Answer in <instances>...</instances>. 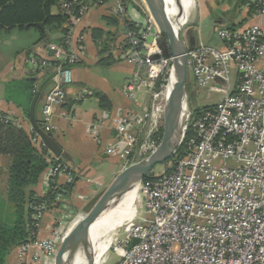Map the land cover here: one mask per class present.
Returning a JSON list of instances; mask_svg holds the SVG:
<instances>
[{"label": "built area", "instance_id": "obj_1", "mask_svg": "<svg viewBox=\"0 0 264 264\" xmlns=\"http://www.w3.org/2000/svg\"><path fill=\"white\" fill-rule=\"evenodd\" d=\"M115 2V12L124 13L122 2ZM101 5L104 0L62 1L68 18L65 48L51 45L53 56H29L34 70L53 72V86L42 106V128L47 133H52L56 108L66 98L72 68L85 51L76 37L77 26L90 9ZM246 5L255 8L254 23L236 29L219 27L221 47L200 44L188 51L195 87H211L223 94L222 99L197 116L188 102L182 138L183 143L190 132L188 153L166 161L162 172H153L139 184L137 215L115 231V243L107 248V254L113 248L118 257L114 264H264V0ZM155 30V35L144 26L140 31L142 52H121L124 60L135 65L123 94L139 109L118 114L117 137L107 148L110 156L130 159L145 130L155 131L163 119L174 58H153L162 53L156 26ZM131 42L139 43L135 38ZM86 95L87 91L81 92L79 98ZM144 96L146 103L141 101ZM97 128L93 132L98 136ZM39 138L37 134L35 140ZM48 162L45 194L56 189L63 173L67 182L73 181L67 165L51 151ZM66 201L67 196L57 194L55 203L60 204L45 236L40 232L50 203L30 205L31 238L18 246L16 264H56L64 240L84 217ZM107 254L101 264L107 262Z\"/></svg>", "mask_w": 264, "mask_h": 264}, {"label": "crops", "instance_id": "obj_2", "mask_svg": "<svg viewBox=\"0 0 264 264\" xmlns=\"http://www.w3.org/2000/svg\"><path fill=\"white\" fill-rule=\"evenodd\" d=\"M201 1L202 7L195 0V15L192 14L194 21L188 23L187 27L190 35L196 38L195 46L206 44L221 47L222 41L216 34L219 27L231 25L245 27L255 22L252 12L246 7V2L252 0H223L221 6L214 5L219 0ZM131 2L133 3L128 5L127 10L128 18L138 25L149 28L152 35H155V26L150 22L149 14L144 6L138 0H131ZM114 7V0H109L102 6L90 9L77 26L76 37L84 44L85 51L81 62L72 68V82L65 87L66 98L56 108L53 120L52 135L69 155L70 159H65L66 165L76 174L74 187L66 201L74 213H85V206L93 197L92 192L95 188L93 185L99 184L96 180L98 170L94 167V163L103 164L117 158L110 156L107 148L117 137L115 120L118 114L128 108L139 109L123 94L126 81L135 72V65L121 59L119 48L124 39L125 30L122 21L116 25L111 19L115 15ZM200 7L204 17L212 16L214 19L211 32H205L198 23H195L200 14ZM51 12L58 14L60 7L53 6ZM97 29H101L104 34ZM106 32H110L111 36H106ZM62 37L63 33L60 31L39 41L40 33L35 28L14 29L0 34V46L3 48H9L11 43L19 41V46L13 49L6 59H0V112L9 114L15 124L29 133L34 131L30 117L34 96L32 97L26 89L24 82L34 81L40 85L44 82L47 72L34 70L29 63V56L31 54L49 56L48 46H56L57 40ZM110 56L113 58L112 63L104 65L101 60ZM52 86L53 82H50L48 88ZM84 91H87L88 95L79 98L80 93ZM97 92L106 96L108 108L103 107ZM141 101L146 103L148 97H142ZM42 103V98L36 103L37 122L43 117ZM95 125L98 127V136L93 132ZM37 146L39 147L40 143H37ZM46 158L48 162V157ZM10 164V156L0 155V208H3V212L0 211V221L13 224L16 220L15 205L7 197ZM48 168L42 173L36 185L27 188V193L34 191L37 196L45 194V177ZM67 177L64 173L59 175L58 184L65 185L68 181ZM56 210H58L56 207L48 210L40 232L41 236L48 233ZM8 211L11 219L4 221ZM17 254L18 246L11 249L6 258V264H16Z\"/></svg>", "mask_w": 264, "mask_h": 264}, {"label": "trees", "instance_id": "obj_3", "mask_svg": "<svg viewBox=\"0 0 264 264\" xmlns=\"http://www.w3.org/2000/svg\"><path fill=\"white\" fill-rule=\"evenodd\" d=\"M62 1L64 0H0V34L3 31H12L14 29L25 30L35 28L40 33L39 41H43L47 39L50 34L61 31L63 37L57 40L58 44L56 46L57 48L64 49L66 35L64 24L67 22L68 18L62 11ZM90 1L94 2V0ZM108 1L109 0H104V4ZM115 1L116 0H114V4L116 3ZM120 1L125 6L126 11L128 10V5L133 3L131 0ZM247 3L248 1L246 4ZM57 5L60 7V12L58 14H52L51 8ZM249 10L253 14L255 8L251 6ZM126 11L124 13L115 12V15L111 18L116 25L119 21L124 23V39L119 49L121 52L126 49L142 52L144 50V40L141 37L140 31L143 25H138L136 22L131 21ZM41 23L44 24V29L39 26ZM227 27L231 29L239 28L236 25ZM97 31L104 34L101 29H97ZM105 34L106 36H111L110 32H106ZM133 38L139 41L137 45L132 44L131 40ZM112 59V56H110L104 58L101 62L104 65H110ZM121 59L123 58L121 57ZM52 63L55 64V61ZM36 71H47L44 82L38 85L34 81H25V87L29 90L32 97L35 96L37 92H41L39 99L42 98L44 100L45 94L51 89L48 88V85L50 82H53V72L51 69ZM193 84H195L194 81L189 80L187 89L189 90ZM97 95L101 99L103 107L108 108L109 105H107L108 99L106 96L100 92H97ZM213 107L214 106L201 109L198 108L195 110L194 116ZM6 117H9L10 121H7ZM38 122L43 126V117L40 121L38 120ZM163 128L164 123L162 119L157 127V131L152 135V141L159 142ZM36 135L37 133L35 131L29 133L23 127L15 124L14 119H12L9 114L0 112V155H8L11 158L7 180V197L15 205L16 211V220L13 224L0 221V264H6L7 255L12 248L20 246L31 238L33 210L30 205L34 202L48 201L50 203V208L58 207L60 203H55L57 194L68 196L71 194L74 187L76 174L68 168L67 171L71 172L73 175V181L67 182L65 185L57 184L55 190L43 196H37L34 191L27 193V188L36 185L42 173L49 167V162H47L46 158L48 157L49 150L45 147L40 138V140H35ZM189 136L190 132L187 133L186 140L179 146L176 153L167 161H174L177 158L187 155V140ZM37 143H40L39 147ZM60 162L66 165V160L64 158H60ZM151 177H153V172L149 173L145 180Z\"/></svg>", "mask_w": 264, "mask_h": 264}, {"label": "water", "instance_id": "obj_4", "mask_svg": "<svg viewBox=\"0 0 264 264\" xmlns=\"http://www.w3.org/2000/svg\"><path fill=\"white\" fill-rule=\"evenodd\" d=\"M143 6L151 17L159 33L158 44L161 54L154 55L157 59L161 56H172V74L170 95L163 114V137L159 146L147 157L139 162L125 167L108 188L92 197L86 204L84 217L77 223L64 240L57 255L56 264H73L79 253H83L85 264H94L95 255L91 241L90 231L101 212L119 194L140 184L158 164L169 160L182 143L184 129L187 121L184 119L188 111V51L195 47L196 38L190 35L188 23L171 22L161 0H142ZM183 12V11H181ZM180 18L182 14L180 13ZM43 28L44 25L40 24ZM49 56H53L55 49L48 46ZM41 95L37 92L31 104L30 117L34 131L39 135L45 147L55 156L70 159L63 147L47 133L35 118L36 103Z\"/></svg>", "mask_w": 264, "mask_h": 264}, {"label": "rangeland", "instance_id": "obj_5", "mask_svg": "<svg viewBox=\"0 0 264 264\" xmlns=\"http://www.w3.org/2000/svg\"><path fill=\"white\" fill-rule=\"evenodd\" d=\"M138 1L143 5L142 0H138ZM197 1L199 5L202 7V1L201 0H197ZM217 4L221 6L223 4V0H219L218 2L214 3V5ZM201 7H200V14H198V18L195 23H198L205 30V32L208 33L211 32L212 27L214 26V19L212 16L204 17L203 12L201 11L202 10ZM193 15H195V12H193ZM193 15H190V17L187 19L188 20L187 23H192L194 21ZM18 46H19V41L13 42V44L11 43L9 48H3L2 46H0V54H1L0 59L1 58L6 59V57H8L12 53V50ZM189 80L193 81L191 72H189ZM192 86L188 90V100L193 114L196 109L215 106L222 99L223 94L217 90H214L211 87H209L208 89H203L197 86L195 87V84H193ZM155 131H157V129ZM155 131L150 129L145 130V133L143 135V140L140 143L136 154L133 155L134 157L132 156L128 160L120 159V158L117 159L118 158L117 157L116 159L110 160L109 162L103 164L94 163V167H96V169L98 170L97 171L98 175L96 177V180L98 181L99 184L95 186L93 185V187H95L94 191L92 192L93 197L96 196L97 194H100L101 192H104L108 188V186L115 180L118 174L122 170H124L126 166H129L132 163H136L144 159L159 146L163 137V132L159 142H156V141H152V135ZM163 170H164L163 164H158L151 172L160 173ZM139 205L140 204L137 198L136 207L138 208V210H139ZM2 209L3 208H0V211H2ZM83 215H85V213H83ZM5 217L6 218L4 221H9V219H11V215L9 211L7 215H5ZM119 228H114V225L111 222L98 225L94 233L95 264H101L102 259H104V257L108 252L107 248L109 247V243L111 239L113 244L115 243V238L117 237L118 234H114V233ZM117 260L118 257L113 252V248H112L107 254V262L105 264H114Z\"/></svg>", "mask_w": 264, "mask_h": 264}, {"label": "bare ground", "instance_id": "obj_6", "mask_svg": "<svg viewBox=\"0 0 264 264\" xmlns=\"http://www.w3.org/2000/svg\"><path fill=\"white\" fill-rule=\"evenodd\" d=\"M161 2L167 11L168 19L171 22H187V19L196 9L195 0H161ZM180 13H183L182 18H180ZM138 191L139 184L133 185L115 197L101 212V215L92 225L90 231L94 251V233L99 224L111 222L114 225V228H119L123 224L125 225V223L133 221L137 214L136 202L138 198ZM111 243L112 239L109 243V246ZM73 264H85V259L82 252L77 255Z\"/></svg>", "mask_w": 264, "mask_h": 264}]
</instances>
